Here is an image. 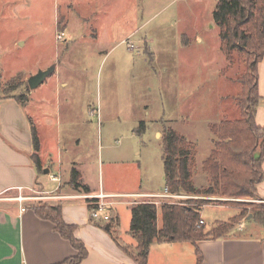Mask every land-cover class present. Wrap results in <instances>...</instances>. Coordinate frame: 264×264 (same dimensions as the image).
Returning <instances> with one entry per match:
<instances>
[{
    "label": "rangeland",
    "instance_id": "374dc122",
    "mask_svg": "<svg viewBox=\"0 0 264 264\" xmlns=\"http://www.w3.org/2000/svg\"><path fill=\"white\" fill-rule=\"evenodd\" d=\"M217 1L0 0V94L21 95L26 104L27 79L53 64L54 73L33 97L47 150L50 132L60 145L75 139L80 147L73 156L84 163L91 185L160 192L163 136L174 128L186 139L194 183L205 187L210 127L239 113V76L246 65L241 55L231 65L224 59L212 16ZM261 87L264 97V81ZM44 114L52 118L48 128ZM210 198L201 213L207 229L235 210L249 211L250 203H264L257 197ZM225 204L230 207H216ZM113 207L118 235L130 243L131 206Z\"/></svg>",
    "mask_w": 264,
    "mask_h": 264
},
{
    "label": "crops",
    "instance_id": "0c3cea01",
    "mask_svg": "<svg viewBox=\"0 0 264 264\" xmlns=\"http://www.w3.org/2000/svg\"><path fill=\"white\" fill-rule=\"evenodd\" d=\"M263 69L264 58L258 64L259 76L257 75L260 100L256 107L255 123L259 126L264 125V114L260 112L261 106L264 108V97L261 93V84L264 81ZM36 88L30 90L29 102L23 105L9 97L10 95L0 94V264H61L69 257L76 256L77 251L68 240L59 235L52 222L40 218L34 212L32 206L37 202L46 205L59 204L63 221L75 226L74 236L80 239L87 249V256L78 264H136L119 247V245L134 244L135 241L134 239L131 241V237L127 238V242L131 241L130 243H124L126 241L118 235L119 213L114 207L110 210L109 229H106L107 222L90 221L85 198L66 195L97 194L100 189L110 194H158L163 191V188L160 192L141 189L105 191L100 183L97 187L91 185L85 174L84 163L76 161L73 156L76 148L80 147V141L74 139L71 144L60 145L58 141L55 142L56 134L53 135L54 133L50 132L53 137L51 147L49 150L44 147L45 134L43 136L37 130V126L40 125V115L37 112L38 101L33 98ZM45 101L47 100H42L43 103ZM44 115L43 123L48 128L52 118L49 114ZM32 127L38 139L37 155L41 164L40 170L31 159L34 152ZM62 154H66L65 163L60 160ZM72 169L78 171L82 184L87 186L89 191L76 190L71 186L70 171ZM262 170L264 171V162ZM49 172L61 177V183L53 193L66 198L25 201L23 202L24 211H21L20 204L11 199L17 195L15 188L19 185L24 186L25 194H30L28 188L50 192L57 186V182L49 181L47 178ZM256 187L257 198L264 200V177L256 184ZM139 199L123 198L121 200L124 202L121 203L130 206L131 203L126 202ZM216 207L230 206L225 204L216 205ZM237 212L235 210L232 216ZM203 221L205 225L206 221ZM223 221L225 220L216 222ZM161 223L158 211V227ZM196 247L202 253V264H264L263 227L248 217L239 221L223 238L198 240L193 245L181 241L153 242L148 247L147 264H195Z\"/></svg>",
    "mask_w": 264,
    "mask_h": 264
},
{
    "label": "trees",
    "instance_id": "16d2710c",
    "mask_svg": "<svg viewBox=\"0 0 264 264\" xmlns=\"http://www.w3.org/2000/svg\"><path fill=\"white\" fill-rule=\"evenodd\" d=\"M212 16L218 28L219 47L225 61L231 65L234 55H241L246 64L244 72L239 76L242 93L236 98L239 113L234 119L222 118L218 124L210 127L213 148L202 162V171L209 176L202 188L193 181L190 170L192 159L189 158V150L185 148V137L175 129L166 130L162 154L164 186L172 193L195 197L176 203H163L160 208L147 202L130 205L129 234L135 243L118 245L136 264H147L148 247L153 242L181 241L193 245L198 240L223 238L249 215L264 230L263 202L250 203L249 211L242 208L238 214L223 222H216L208 229L204 225L196 226L201 219L200 212L207 201L212 200L211 196L258 197L256 184L264 177V126L255 123L256 107L260 100L258 64L264 58V0H218ZM9 97L24 104L21 95ZM31 131L34 147L31 159L40 170L37 134L33 127ZM70 177L74 189L89 191L82 184L76 169L70 171ZM236 203L237 206L245 205L242 201ZM32 209L40 218L52 222L59 235L77 251L76 256L69 257L61 264H78L87 256L86 246L74 236L75 226L63 221L59 204L37 202ZM158 211L162 221L160 227L157 224ZM107 225L110 223L107 222ZM195 251V264H202V253L197 247Z\"/></svg>",
    "mask_w": 264,
    "mask_h": 264
},
{
    "label": "built area",
    "instance_id": "2783aa9c",
    "mask_svg": "<svg viewBox=\"0 0 264 264\" xmlns=\"http://www.w3.org/2000/svg\"><path fill=\"white\" fill-rule=\"evenodd\" d=\"M61 34H57V38H61ZM47 178L49 181H55L57 182V186L52 189L50 192H40L37 190H33L31 188H28V191L30 194L23 193V190L25 189L24 186L19 185L15 188L17 191V195L15 197H12L11 199L15 200L18 204H20V210L24 211L23 202L25 201H35L39 199H61L66 198V196L71 197H79V198H85L87 200V208L89 209V219L92 222H108L110 221V210L113 208V205L124 202L120 201L118 199H129V198H140L139 200H133L126 203H152L155 206L159 204V200L162 198H166L168 200L163 201L162 203H176L178 201H173L176 199H191L195 196H188L186 194L181 193H172L170 192L166 186L163 187V191H161L158 194L155 193H144V194H118V193H106L103 192L101 189L98 191L97 194H88V193H81L79 195H66L62 196L59 194H54L58 189L59 184L61 183V177L57 174L50 173L47 175ZM27 189V188H26ZM172 199V200H171ZM264 201V200H263ZM201 225H204V221L200 219V221L196 224L197 227H200Z\"/></svg>",
    "mask_w": 264,
    "mask_h": 264
},
{
    "label": "water",
    "instance_id": "95a60500",
    "mask_svg": "<svg viewBox=\"0 0 264 264\" xmlns=\"http://www.w3.org/2000/svg\"><path fill=\"white\" fill-rule=\"evenodd\" d=\"M55 71L54 65L46 67L45 70H38L36 73L32 74L31 77L27 79V85L29 89H34L38 87L50 74ZM250 218V215L248 216ZM106 229H109V225L106 226ZM71 264V263H68Z\"/></svg>",
    "mask_w": 264,
    "mask_h": 264
},
{
    "label": "flooded vegetation",
    "instance_id": "af4514ba",
    "mask_svg": "<svg viewBox=\"0 0 264 264\" xmlns=\"http://www.w3.org/2000/svg\"><path fill=\"white\" fill-rule=\"evenodd\" d=\"M51 65H52V64H51ZM53 73H54V72H53ZM53 73H52V74H53ZM52 74H50V75H52Z\"/></svg>",
    "mask_w": 264,
    "mask_h": 264
}]
</instances>
